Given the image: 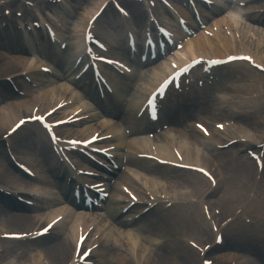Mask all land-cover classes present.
I'll return each instance as SVG.
<instances>
[{
	"label": "bare ground",
	"instance_id": "6f19581e",
	"mask_svg": "<svg viewBox=\"0 0 264 264\" xmlns=\"http://www.w3.org/2000/svg\"><path fill=\"white\" fill-rule=\"evenodd\" d=\"M99 0H89L88 3L91 6H95L96 3ZM103 2V0L101 1ZM101 5V4H100ZM99 5V6H100ZM98 6V4L96 5ZM96 6L94 8H92L91 10H88L87 8L85 9L84 12H86V14H88L87 17H89L90 15L94 14L96 12V9L99 8V6L96 8ZM86 19H81V22H85ZM81 25V24H80ZM79 25V26H80ZM77 27L78 29H83L84 28V24H82L80 27ZM110 29V28H109ZM246 31L244 34H247L248 32H251V30L248 27H245ZM115 31V30H114ZM117 35V34H116ZM220 38L219 40L216 42H210V41H205L206 42V47H203L197 43H193L192 45L188 46L186 52H193V50L195 51V56H199V55H203V56H211V57H223L224 54L223 52H227V53H231V52H237V45L236 42L234 41H230L229 39H227L224 34H220ZM10 37L15 38V41L12 43V45H16L15 48H19L21 49V51H24V49L22 50L21 47V39H20V35L19 33H12L10 32L9 34ZM82 38V37H81ZM112 38L114 39L112 32H111V37L109 38V40L112 42ZM76 40H79L80 38L77 37V35L75 36ZM245 39L246 36H244L241 39L242 44H245ZM81 40V39H80ZM252 42H248L247 48H250ZM10 44V43H8ZM208 48L210 49L211 52H208ZM50 51V49L48 50ZM246 51H249L248 49ZM211 54V55H210ZM258 60L260 62H258L259 64H261L262 59L260 57H258ZM28 62H23V61H19L18 64L20 65H27ZM235 69V67H234ZM238 69V68H236ZM235 69V70H236ZM236 77H238V71H235ZM251 74H253V72H249L247 73L248 76H250ZM240 79H244V75H242V73H239ZM40 81V80H39ZM147 83H149V81L147 80ZM48 88L50 87V85L47 86ZM62 87L60 85H58L57 87L50 89V91L45 92L43 91H39V92H43L40 93V95H35V97L31 100H25L22 102H16L13 104H8L7 106H0V129H5L9 126H11L15 121L18 120L19 118V113L21 111H24L26 113H29L31 111V108L33 106V104L37 105V104H41V108L46 111L50 108H52L51 106H53L57 100L54 98V95H56L57 97H59V95H63V91L61 89ZM142 95L145 92V89H143L142 91ZM57 105V104H56ZM54 107V106H53ZM251 108V107H250ZM251 116H254L256 118V116L254 114L249 116V119L251 118ZM252 126L254 128H257L256 123L252 124ZM213 132V134L217 135L218 133L214 130H211ZM176 136L177 139L179 140L178 145L182 152L185 155V158L187 160V162H197L199 159L197 158H193V160H190V158L192 159V157L195 155V150L196 148L194 147L195 144L197 143V141L200 139L199 136L195 133V132H190V131H182V130H174L173 132ZM246 138V137H245ZM249 139V138H248ZM158 142H161L164 144V147H161L164 150H167L168 144L170 142V138L168 137V134H165L164 136L160 137L158 140ZM146 144H148L149 142H145ZM40 147H43L44 144L42 143H38L37 144ZM32 146H35L34 143H32ZM43 155H47L48 152L47 150H44ZM0 157H1V153H0ZM3 159V158H2ZM212 159H204V165L208 168L211 169L212 164L211 161ZM235 162L238 163V168L239 170H241L243 172V175H248L249 171L246 169V167L243 165L242 160L238 159V157H235ZM203 161V159H201V162ZM132 164H137L139 167H141L142 169H144L146 172H151L154 173V171L148 169L141 163V162H134L131 161ZM223 169L225 170V174L224 176L226 177V179L222 182L219 181L217 189L214 192H218V190H220V199L222 200L221 202L219 201L218 203H220L218 206H221L224 210V213H226V211L228 209H230V206L228 205V200L227 199H233L235 202H239L242 199V190L239 188L240 185V181L239 179H237L236 177H234V175L232 174V171L229 169V167L227 166V163L224 165ZM252 169V167H251ZM229 174V175H227ZM0 177H3L6 181L11 182L12 184H18L19 183V177L17 175H13V173L9 170L8 165L6 164V162L4 160H0ZM219 177V174H218ZM201 183L204 182V179L202 177H196ZM153 185V188L155 189V191H159L156 189V181L153 180L150 182ZM26 184V183H25ZM176 190L173 191V193L176 197L177 195V191ZM196 191L198 193H200L202 191L201 187H197ZM223 193V195H222ZM214 193H211V195ZM225 196V197H223ZM255 204V203H254ZM48 205V204H47ZM42 208H44V204H42ZM228 208V209H227ZM232 208V206H231ZM260 209V206L255 204L254 205V210ZM257 213V212H256ZM57 210L55 208L51 209V210H47L45 213H40L38 212L34 217H17V216H10L6 214V210L5 209H1L0 208V226L2 227V229L4 230H15V231H23V233H31L36 231L35 229L37 227L40 228V226H42L43 224H47L49 221H51L56 215H57ZM233 215V214H232ZM231 215V216H232ZM71 216H74L73 214ZM112 216H115V212H112ZM75 217V216H74ZM264 217V216H263ZM262 217V218H263ZM33 218V219H31ZM68 223L71 226V230L67 231V229H65L66 224L60 223L54 230L52 233L56 232V234L58 235V237L60 236V241H58L57 243L55 242L54 244L48 246L47 248L43 249L41 248V246H39L40 248H38V250H33L30 254L26 255V253H22L20 257V261L19 263L21 264H44L45 262L49 261L50 264H69L72 260H73V252L75 250L76 247V243L78 240V236H79V232L80 230L78 228V224H83L85 221H77L76 223H72L71 224V218L67 219ZM22 225V222H24ZM27 224V225H26ZM89 226L86 224H84L83 226V231L82 234L86 233L88 231ZM157 225H152V226H147L146 231H150L153 229H157ZM189 227L192 230H199V227L191 221V224L189 225ZM67 228V227H66ZM151 229V230H150ZM155 229V230H156ZM101 233V236H99V238L95 241L94 244H99L98 248L96 250H94L91 254V256H94L95 258H99L97 260V264H195L196 260H197V256L196 253L181 247L178 244H172V246H163L162 251L165 253V255L163 253H160L158 255V248H154L150 251L147 250H143L140 247V252L137 258H134L132 256V253L135 251H138V246L136 243H134L135 241H132V234H129L128 239L131 240V242H123L121 239L115 240V241H111L110 236L108 235V232H104L101 229L96 228L92 233H91V237H95L96 234ZM206 235H209V231L205 232ZM46 238L34 241L32 244L30 243L29 245H34L37 246L38 243L40 241L45 240ZM151 240H156V239H151ZM148 241L147 244L149 243H158L157 241ZM227 242H231V238L230 236H228ZM172 242L175 243V240L172 239ZM156 246V245H154ZM90 247V246H87ZM181 247L182 252L185 253L188 257H189V262L188 263H181L180 260L173 258L172 256H167V255H171L174 251H177V249ZM91 261V258L89 259ZM18 262V261H17ZM16 262V263H17ZM8 264H12V262H9ZM18 264V263H17Z\"/></svg>",
	"mask_w": 264,
	"mask_h": 264
},
{
	"label": "rangeland",
	"instance_id": "374dc122",
	"mask_svg": "<svg viewBox=\"0 0 264 264\" xmlns=\"http://www.w3.org/2000/svg\"><path fill=\"white\" fill-rule=\"evenodd\" d=\"M74 20V19H73ZM6 73V72H5ZM259 87L261 88V89H264V81L263 80H261V83H260V85H259ZM263 122H264V120H263ZM210 155V154H209ZM216 156V155H215ZM217 157V156H216ZM218 158V157H217ZM219 159V158H218ZM237 171L235 170V172L234 173H236ZM198 211L200 212V209H198ZM231 213V211L228 213V215ZM23 223H25V221L24 222H22V225H25V224H23ZM27 225V224H26ZM239 225L245 230V231H249V232H251L252 234H254L255 236L258 234V235H261V229H263L264 230V224L263 223H256L255 225H242V221H240L239 222ZM66 227H68V223H66V226H65V229H66ZM58 241H60V236L58 237V235L57 234H55V236H53V237H51V239L49 238V239H47V240H44V242H40L39 243V245H41V248H43V249H45V248H47L48 246H50V245H52V244H54L55 242L57 243ZM259 241H260V239H259ZM258 241V242H259ZM257 242V243H258ZM39 245H37V246H39ZM18 248L19 247H17V246H13L12 248H11V250H9V253L10 252H12L11 253V257H7L6 259H3V257L4 256H9V255H5L6 253H4V254H2L1 256H0V264H3V262L5 261V260H7V259H9V258H14L15 259V256L16 255H21L20 253V250H18ZM38 248H40V247H37L35 250H38ZM40 248V249H41ZM234 249H238V248H236V247H233ZM18 250V251H17ZM27 253H29V252H27ZM15 261H16V259H15Z\"/></svg>",
	"mask_w": 264,
	"mask_h": 264
}]
</instances>
